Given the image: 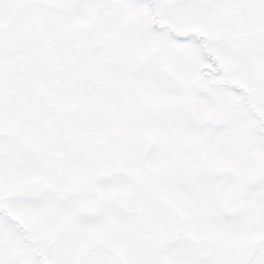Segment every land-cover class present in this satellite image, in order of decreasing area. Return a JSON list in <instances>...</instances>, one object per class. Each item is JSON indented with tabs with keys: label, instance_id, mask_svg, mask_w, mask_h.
I'll list each match as a JSON object with an SVG mask.
<instances>
[{
	"label": "snow or ice",
	"instance_id": "1",
	"mask_svg": "<svg viewBox=\"0 0 264 264\" xmlns=\"http://www.w3.org/2000/svg\"><path fill=\"white\" fill-rule=\"evenodd\" d=\"M0 264H264V0H0Z\"/></svg>",
	"mask_w": 264,
	"mask_h": 264
}]
</instances>
